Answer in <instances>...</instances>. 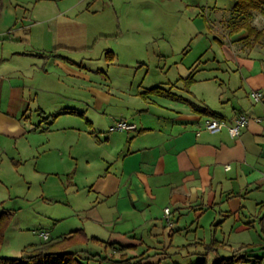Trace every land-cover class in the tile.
<instances>
[{"label": "rangeland", "instance_id": "obj_1", "mask_svg": "<svg viewBox=\"0 0 264 264\" xmlns=\"http://www.w3.org/2000/svg\"><path fill=\"white\" fill-rule=\"evenodd\" d=\"M9 1L20 19L10 35L0 36V72L21 86L28 118L45 130L23 136L21 163L2 175L6 207L16 212L11 211L0 256L21 257L24 248L43 242L41 231L51 241L68 237L75 229H82L89 240L71 247L95 248L93 253L105 256L104 246L90 240L91 234H105L91 215L96 200L91 181L101 155L97 144L82 133L92 114L83 116L86 106L80 98L91 86L116 96L131 93L138 85L170 88L190 72L195 79L216 78L237 89L248 70L239 67V53L227 39L233 0ZM256 17V28L264 31V19L258 13ZM203 83L194 88L200 98L208 91ZM181 85L182 81L175 86ZM214 91L210 106L220 104ZM37 108L44 114L38 115ZM261 202L264 192H254L241 214L226 218L224 209L216 207L206 208L198 220L188 213L179 223L164 221L159 226L163 235L145 236L139 253L145 250L152 264H197L201 258L214 264L232 257L241 246L262 257Z\"/></svg>", "mask_w": 264, "mask_h": 264}, {"label": "crops", "instance_id": "obj_2", "mask_svg": "<svg viewBox=\"0 0 264 264\" xmlns=\"http://www.w3.org/2000/svg\"><path fill=\"white\" fill-rule=\"evenodd\" d=\"M233 5L234 1L227 19ZM19 19L15 6L9 0H0V36L10 35ZM257 20L256 17L253 25ZM227 34L228 42L233 43V49L239 53L237 64L248 70L241 76L237 89L224 86V81L218 82L216 78L195 79L190 72L188 76L193 77V82L188 90L184 87L185 78H180L173 87L161 86L170 89L174 98H142L139 94L147 89L141 85L122 96L91 86L84 92L86 96L80 98V103L86 106L83 116L86 117L88 111L92 114L86 118L88 128H83L82 133L97 144L101 155V166L91 181L96 199L91 215L105 234L91 235L105 243L101 244L107 256L145 254V250L139 253L145 236L163 235L159 226L166 224V208L170 210L168 219L172 223L176 219L179 223L188 213H193L194 220H198L206 214V208L216 207L220 211L223 208L221 212L228 218L242 213L252 193L264 192V42L248 47L243 42L245 31L230 35L227 30ZM257 60L260 64L255 63ZM56 62L64 67L59 60ZM181 81V86H175ZM198 82H204L208 89L206 94L199 95L203 98L194 92ZM211 83L213 86L209 85ZM240 88L245 96L239 93ZM20 89L8 74L0 72V215L6 211L16 212L6 207L7 186L2 175L21 163V139L31 130H45L28 118ZM214 90L220 104L210 106L208 99L214 95ZM255 90L263 95L260 102H253L249 96ZM6 95H10L9 100L5 99ZM203 110L214 115L200 113ZM36 111L38 115L44 114L41 108ZM238 115L250 120L236 138H231L226 129L216 133L205 129V122L210 118L231 124ZM256 118L260 122L254 121ZM116 121H124L134 128L110 131ZM261 208L264 202L258 205L259 212ZM43 234L47 235L46 240ZM39 236L43 242L29 247L62 239L58 236L50 241L48 234L42 231ZM106 243L132 248L118 253ZM29 247L24 250L29 251ZM81 250L95 254L96 249ZM1 251L2 246L0 255Z\"/></svg>", "mask_w": 264, "mask_h": 264}, {"label": "trees", "instance_id": "obj_3", "mask_svg": "<svg viewBox=\"0 0 264 264\" xmlns=\"http://www.w3.org/2000/svg\"><path fill=\"white\" fill-rule=\"evenodd\" d=\"M234 5L231 9L230 17L226 21V28L230 35L236 34L240 31L246 32V37L243 42L248 47L264 42V31L259 30L253 25L255 13H258L264 19V0H233ZM193 82V77L188 76L183 79L184 87L189 89ZM140 97L147 98L149 96H166L174 98V94L170 89H165L156 86L141 92ZM205 115H214L208 110L200 111ZM13 217L12 212H4L0 215V245L4 240L5 233ZM79 240H89L83 230H76L70 236L64 237L58 241L49 242L38 247H29L30 250H24L19 258L0 257V264H152L147 262V255L141 253L138 256L127 257L121 254L119 258L111 256H103L100 254H92L84 250H77L71 246L78 243ZM97 243H102L97 238L91 237ZM106 246L112 248L118 253H123L131 246H115V244H107ZM248 246H241L235 251L234 255L227 259H220L214 264H261L264 256L258 257L253 254V248ZM197 264H207L205 258L199 259Z\"/></svg>", "mask_w": 264, "mask_h": 264}, {"label": "built area", "instance_id": "obj_4", "mask_svg": "<svg viewBox=\"0 0 264 264\" xmlns=\"http://www.w3.org/2000/svg\"><path fill=\"white\" fill-rule=\"evenodd\" d=\"M250 98L253 102H260L263 98V95L260 91H251L249 94ZM250 118L245 115H238L231 124H227L225 121L216 119V118H210L205 122V129L210 133H216L221 131L222 129H226L229 136L231 138L238 137L242 130L246 127L248 124ZM256 122H260V119L256 118L254 119ZM134 128V126L124 122V121H116L114 125L110 128V131H130ZM226 169H229V165L225 166ZM264 176V171H263ZM166 221L168 224H170L169 215L170 210L166 208L164 210ZM43 239H47V235H42Z\"/></svg>", "mask_w": 264, "mask_h": 264}]
</instances>
